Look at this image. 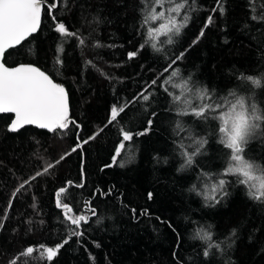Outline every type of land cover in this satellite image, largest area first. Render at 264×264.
<instances>
[{
	"label": "trees",
	"instance_id": "trees-1",
	"mask_svg": "<svg viewBox=\"0 0 264 264\" xmlns=\"http://www.w3.org/2000/svg\"><path fill=\"white\" fill-rule=\"evenodd\" d=\"M171 2L165 0L160 6L155 0H64L53 14L78 35L63 43L64 64L59 71L54 60L64 38L55 31L46 7L38 31L5 53L7 66L34 64L63 84L70 100L69 119L80 127L70 125L64 133H53L27 126L13 133L8 125L14 116L0 114V219L7 211L0 229V264H8L29 245L54 247L62 242L66 234L56 192L66 181L83 182L84 187L72 188V198L65 202L77 214L91 217L84 204L91 200L100 222L93 217L82 227L85 235L80 242L74 237L50 264H264V205L250 200L234 177L221 175L228 150L218 143L219 122L180 115L200 103L195 88L188 92L193 85L214 90L217 102L236 91L264 108V87L255 88L240 79L242 75L264 74V20L260 19L264 0H224V15L211 12L216 0H196L198 10L189 12V24L172 37L174 43L168 44L164 35L152 40L147 32L173 15L168 11ZM160 12L163 17L150 18ZM209 15H213V24L193 43ZM253 16L257 18L253 20ZM94 17H99V22ZM80 38L86 42L83 51ZM146 40L149 43L140 49ZM97 42L102 46L97 47ZM152 43L161 51L154 50ZM129 52L138 54L129 59ZM181 53L183 58L165 72ZM87 60L96 67H84ZM177 68L179 74L162 88V82ZM189 78L190 83L185 84ZM154 79L157 84L150 102L136 103L104 127L113 104L119 107L131 100ZM101 128L103 132L95 139L72 151ZM121 129L144 134L125 141L118 163L106 168L121 142ZM190 134L207 137L208 143L204 154L181 170L183 157L178 146L182 143L191 152ZM65 153L70 155L60 160ZM246 154L264 165V144L258 140L252 141ZM48 164L54 167L45 173ZM37 172L42 175L13 199L19 184ZM220 178L230 182L225 197L212 190ZM109 189L111 195L104 196ZM213 195L219 203L210 199ZM130 209H136L135 218ZM144 209L148 215L140 216ZM200 229L211 231L217 242L225 241L236 229L234 242L229 241L232 247L221 243L225 254L213 249L215 254L205 259L204 242L194 238ZM29 259L33 264H48L37 252L22 258Z\"/></svg>",
	"mask_w": 264,
	"mask_h": 264
},
{
	"label": "snow or ice",
	"instance_id": "snow-or-ice-1",
	"mask_svg": "<svg viewBox=\"0 0 264 264\" xmlns=\"http://www.w3.org/2000/svg\"><path fill=\"white\" fill-rule=\"evenodd\" d=\"M64 3V0H53L52 3H47V0H0V113H12L14 119L8 125V131L18 132L26 125H37L41 129H47L53 133H64L69 130L70 125L79 128L74 120L69 119V102H68V90L63 84L56 83L51 76L41 71L39 68L31 64H18L15 67H8L5 60V53L10 49H15L22 44L33 33H36L40 27L41 14L45 7L48 10V14L55 22V31L61 35L64 39L61 41L57 48V56L54 60V66L59 71L64 64L62 58L63 43L67 38L77 37L78 33L69 30V27L62 21L57 20V17L53 14V9L59 10V7ZM157 5L162 6L165 0H155ZM198 10L196 7V0H172L171 6L168 9L170 15L167 17V22L162 23L159 28H153L147 32V35L152 40H155L158 35H164L167 37V43L172 44L174 40L173 36H179L182 31L188 26L191 16L189 12ZM219 11L220 15H224L226 12L224 0H216V6L212 8L211 12L214 14ZM182 13V15H181ZM164 16V12H160L156 15H151L152 20L159 19ZM179 17V18H178ZM257 17L253 16L255 20ZM96 22H99V17L93 18ZM260 19L264 20V16ZM148 18L146 17L144 23L146 24ZM213 15H209L204 24V28L201 29L197 40L203 37L204 30L213 24ZM149 41L146 40L144 44L140 45V49H143ZM161 44L164 41H160ZM78 44L83 47L86 46L85 39H78ZM97 47L99 45L97 42ZM151 47L156 51H161L157 48L156 43H152ZM11 54V53H9ZM137 52H129L128 58L132 59L137 56ZM183 53L177 56L174 60H171L168 68L164 71L167 72L178 60L183 58ZM91 66L95 68V64L92 60L85 61L84 67ZM103 74V73H102ZM179 74V69H174L170 76H168L161 84L163 88L171 82L172 78ZM105 75L106 79L111 80V77ZM242 82H247L255 88L264 87V74L260 76L242 75L240 77ZM190 83L189 80L185 81V84ZM157 84V80L154 79L151 83L144 88L140 93L134 96L131 100H125L119 105L113 104L110 108L109 119L104 127L113 124L118 120L121 113H124L129 107L136 103L146 104L150 102L154 93L153 87ZM195 88L196 99L200 103L194 107H190L188 111H182L180 115H192L196 119L207 122L209 120L218 121V143L223 145L227 149V162L226 167L223 169L222 176H232L235 178V182L238 185L244 186L246 195L254 202L264 205V165L257 163L255 160L247 156V149L254 140H258L264 144V108H261L253 99L239 95L236 91H230L229 96L220 99L217 102L214 99V90L205 87H196L193 85L188 88V92L192 93ZM167 91V88L164 89ZM230 97V98H229ZM174 100L180 101V96H174ZM187 102V98H184ZM145 110H147L145 108ZM152 117L156 116L155 112L151 113ZM149 127L152 124V120H148ZM103 128L99 132L90 136L87 140L77 144L72 151H76L77 147H82L83 144L89 142V140L95 139L97 135L103 132ZM146 129L145 131H147ZM144 133L133 134L130 131L121 129V142L115 149L112 157V164L105 165V167H112L118 163V157L121 155V151L125 149V141H131L133 135H143ZM194 148L191 152L187 150V147L182 143L178 146L180 148V155L183 157V164L181 170L187 167H191L194 164V158L197 155L204 154L203 150L207 145V137H193L189 135ZM70 153H65L60 157V160L66 158ZM60 160H57L58 164ZM123 167V163H120ZM53 164H48L43 171L46 173L49 169L53 168ZM83 169V166H82ZM42 175L41 172H37L34 176L23 180L13 193V199L16 198V194L24 189L26 185L36 179V177ZM230 182L227 179L220 178L213 185V193L219 192L221 197L228 195L226 185ZM84 183L74 184L72 181H66L65 186L60 187L56 192V205L62 210L63 220L60 223L65 229V238L61 243L53 246L29 245L18 255L9 260L8 264H33L32 260H22L23 257H31L34 252L39 253L41 258L46 260L48 264L58 255L59 251L68 244L74 237L77 242H80V238L85 235V231L81 230L84 225H87L93 217H97L96 223H99V214L97 209L92 207V201H85V207L91 212V217L84 212L78 214L74 211L72 205L68 201L72 198V188H83ZM195 189V185H193ZM112 189L107 192H103L104 196L111 195ZM93 195H96L94 193ZM148 198L152 199V193H148ZM214 203H219L216 195L210 197ZM12 206V200L9 201L8 208ZM35 208L36 205L33 204ZM133 214V218L136 217V209H130ZM140 216H147L148 210H141ZM7 219V211L4 217L0 219V229L4 226V221ZM163 222V221H162ZM44 223L43 220L40 221ZM171 227V225H169ZM213 233L207 229H200L195 234V239L204 242L205 247L202 250V255L207 259L210 255H213V249L216 253L221 255L225 254V248L221 247V243H225L227 248L232 247L234 238L236 236V229H232L229 236L225 238L223 242H217L213 240ZM98 246V245H97ZM175 256V253H173ZM230 264V261H229Z\"/></svg>",
	"mask_w": 264,
	"mask_h": 264
},
{
	"label": "water",
	"instance_id": "water-1",
	"mask_svg": "<svg viewBox=\"0 0 264 264\" xmlns=\"http://www.w3.org/2000/svg\"><path fill=\"white\" fill-rule=\"evenodd\" d=\"M42 18H43V11H42V14H41V22H42ZM40 25H41V23H40ZM40 28V27H39ZM38 31V30H37ZM34 34V33H33ZM30 37V36H29ZM27 39V38H26ZM24 42V41H23ZM31 65H34V64H31ZM35 67H37V68H39L41 71H43V72H45L43 69H41L40 67H38V66H36V65H34ZM9 67V66H8ZM45 73H47V72H45ZM48 74V73H47ZM49 75V74H48ZM50 76V75H49ZM53 79V78H52ZM54 80V79H53ZM55 81V80H54ZM68 102H69V111H70V100H69V96H68ZM0 114H12V113H0ZM13 116H14V114H12ZM14 119V118H13ZM27 126H34V127H37V128H39L37 125H26L25 127H27ZM23 129V128H22ZM41 129V128H40ZM21 130V129H20ZM19 130V131H20Z\"/></svg>",
	"mask_w": 264,
	"mask_h": 264
}]
</instances>
